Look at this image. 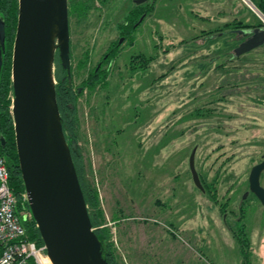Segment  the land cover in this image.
<instances>
[{"label":"rangeland","instance_id":"1","mask_svg":"<svg viewBox=\"0 0 264 264\" xmlns=\"http://www.w3.org/2000/svg\"><path fill=\"white\" fill-rule=\"evenodd\" d=\"M124 2L68 19L83 177L117 264H264V207L243 199L264 153V43L233 55L263 2L148 0L118 43Z\"/></svg>","mask_w":264,"mask_h":264},{"label":"water","instance_id":"2","mask_svg":"<svg viewBox=\"0 0 264 264\" xmlns=\"http://www.w3.org/2000/svg\"><path fill=\"white\" fill-rule=\"evenodd\" d=\"M238 32L251 36L234 49L235 56L264 43L262 28ZM4 40V23L0 19V69ZM56 54L69 82L67 0H18L11 55V114L30 215L52 264H107L93 232L62 129L54 82ZM0 145L4 146L2 137ZM71 146L76 144L72 142ZM194 154L195 149L189 155L188 168L193 184L202 190ZM262 158L250 169L248 190L264 207V188L259 181L264 172V153Z\"/></svg>","mask_w":264,"mask_h":264},{"label":"trees","instance_id":"3","mask_svg":"<svg viewBox=\"0 0 264 264\" xmlns=\"http://www.w3.org/2000/svg\"><path fill=\"white\" fill-rule=\"evenodd\" d=\"M264 1V0H263ZM147 2V1H146ZM262 4V3H261ZM262 10V9H261ZM18 13V0H0V19L4 23V51L2 52V65L0 69V137L4 139V146L0 145V152L5 159L8 170V184L17 200V212L25 209L29 211L26 200H22L21 195L24 193V187L21 180L18 161L15 149L13 119L11 114V96H12V82H11V55L12 44L15 34L16 22ZM143 13L147 10L143 9ZM82 13L80 14V16ZM137 18V17H136ZM143 20V19H142ZM128 27L130 28L134 18L128 17ZM142 22V21H141ZM140 22V23H141ZM139 23V24H140ZM256 28H260L259 25ZM237 32V30H236ZM112 51L110 52V54ZM109 54V56H110ZM233 55L235 53L233 51ZM102 59L106 61L108 58ZM236 57V56H235ZM70 58V50H69ZM55 93L56 102L61 117V124L65 140L70 147L71 158L76 170L78 181L83 193L85 204L93 228V232L98 238L102 246V257L107 264H117L113 254L112 247L109 243V237L106 231V226H102L105 222L98 208V199L95 190L86 184L83 177V161L82 155L78 146V129L79 123L77 120L76 109V95L83 92V87L72 86V78L68 82L66 72L61 68L58 56H55ZM102 63V62H101ZM95 68L94 78L100 73L101 66ZM71 75V68H70ZM93 78V79H94ZM73 108H70V107ZM74 142L76 146L73 148L71 143ZM22 225L25 228L26 237L35 242L37 246L43 245L38 229L32 217L23 221Z\"/></svg>","mask_w":264,"mask_h":264},{"label":"built area","instance_id":"4","mask_svg":"<svg viewBox=\"0 0 264 264\" xmlns=\"http://www.w3.org/2000/svg\"><path fill=\"white\" fill-rule=\"evenodd\" d=\"M21 196L26 200L24 193ZM16 208L17 200L9 187L8 170L0 152V264H46L49 259L45 247L29 240L22 225L31 218L30 212H17Z\"/></svg>","mask_w":264,"mask_h":264},{"label":"flooded vegetation","instance_id":"5","mask_svg":"<svg viewBox=\"0 0 264 264\" xmlns=\"http://www.w3.org/2000/svg\"><path fill=\"white\" fill-rule=\"evenodd\" d=\"M120 0H67V6H68V19H69V16L72 14V15H77L78 18L80 17V14L82 13V11L86 10V11H95L97 10L98 8H101L103 9V7L107 4H108V7L106 10H109L110 7H113L116 5H119L118 8L122 7L124 4H125V0H122V2H119ZM133 1V7L129 10V17H133L134 18V21L132 22V25L129 29L132 30V29H135L139 23L142 21V19L144 18V16L146 15V13H143V9H142V3H137L136 1L137 0H131V2ZM128 15V14H127ZM127 17V16H126ZM137 17V18H136ZM128 24H129V21L127 20V18L124 20V22L122 23V26H121V29H120V32H121V36L119 37L118 41L120 39H122L124 41V38L126 36V33L128 32ZM68 31H69V28H68ZM70 34H69V50H70V47H71V40H70ZM245 41V40H244ZM122 42V41H121ZM114 49L111 48L109 50V53H107L106 55H104L103 59H106V57L109 56L110 52ZM100 64V63H99ZM98 64V65H99ZM102 64V63H101ZM100 64V66H101ZM97 65V66H98ZM99 70V67H97ZM70 108H73L72 106ZM263 156V155H262ZM261 156V160L263 159ZM260 160V161H261ZM259 161V162H260ZM252 168V167H251ZM250 172V171H249ZM262 174V173H261ZM249 176V174H248ZM261 176V175H260ZM260 181V179H259ZM247 182H248V179H247ZM245 193H247V195L251 192H249V190L245 191ZM246 195V196H247Z\"/></svg>","mask_w":264,"mask_h":264},{"label":"crops","instance_id":"6","mask_svg":"<svg viewBox=\"0 0 264 264\" xmlns=\"http://www.w3.org/2000/svg\"><path fill=\"white\" fill-rule=\"evenodd\" d=\"M259 1V3L261 4L262 2H263V4H264V1L263 0H258Z\"/></svg>","mask_w":264,"mask_h":264},{"label":"bare ground","instance_id":"7","mask_svg":"<svg viewBox=\"0 0 264 264\" xmlns=\"http://www.w3.org/2000/svg\"><path fill=\"white\" fill-rule=\"evenodd\" d=\"M46 264H52V263H51L50 260H49Z\"/></svg>","mask_w":264,"mask_h":264}]
</instances>
